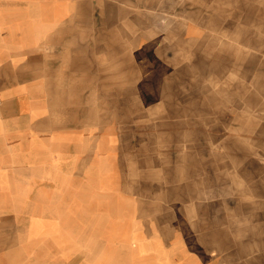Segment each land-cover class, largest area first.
Here are the masks:
<instances>
[{"label": "rangeland", "instance_id": "374dc122", "mask_svg": "<svg viewBox=\"0 0 264 264\" xmlns=\"http://www.w3.org/2000/svg\"><path fill=\"white\" fill-rule=\"evenodd\" d=\"M118 1L99 0L95 9L98 26L114 28L124 44L97 50L100 75L114 72V98L84 99L83 117L99 139L123 142L114 149L116 167L146 204L150 243L132 264L161 262L148 252L156 244L170 250L174 241L207 260L264 264V50L231 36L240 29L249 39L258 15L243 14L237 0ZM107 55L113 58H101ZM82 246L83 264L91 253L96 264H111L104 257L112 243L84 237ZM74 250L68 244L66 256ZM25 258L2 264L34 263Z\"/></svg>", "mask_w": 264, "mask_h": 264}, {"label": "crops", "instance_id": "0c3cea01", "mask_svg": "<svg viewBox=\"0 0 264 264\" xmlns=\"http://www.w3.org/2000/svg\"><path fill=\"white\" fill-rule=\"evenodd\" d=\"M237 1L245 5L243 14L258 15L260 23L256 29L249 26V39L237 29L233 40H249L252 49L264 50V0L260 5ZM98 4L0 0V264L24 254L32 264H83L84 237L91 243H112L104 257L111 264H132L136 254H147L146 204L125 185L115 164L114 149L123 142L99 139L95 126L83 117L84 99L114 98V69L100 75L97 50L106 44L108 52L124 46L116 42L114 28L98 26ZM201 24L213 28L209 21ZM219 32L227 38L225 28ZM92 108L99 115L98 103ZM68 244L75 249L69 257ZM179 244L174 241L170 250L154 245L150 259L161 262L149 264H227L226 258L207 260L194 247L185 252ZM97 260L91 253L90 264ZM247 264H259L258 259L251 257Z\"/></svg>", "mask_w": 264, "mask_h": 264}, {"label": "built area", "instance_id": "2783aa9c", "mask_svg": "<svg viewBox=\"0 0 264 264\" xmlns=\"http://www.w3.org/2000/svg\"><path fill=\"white\" fill-rule=\"evenodd\" d=\"M2 117V99L0 97V118Z\"/></svg>", "mask_w": 264, "mask_h": 264}]
</instances>
